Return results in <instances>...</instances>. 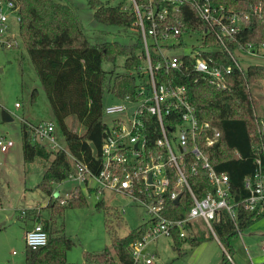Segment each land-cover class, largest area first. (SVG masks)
<instances>
[{"label": "trees", "instance_id": "16d2710c", "mask_svg": "<svg viewBox=\"0 0 264 264\" xmlns=\"http://www.w3.org/2000/svg\"><path fill=\"white\" fill-rule=\"evenodd\" d=\"M20 7V33L28 56L39 77L47 95L54 122L62 134L66 148L48 149L34 135L32 127L26 122L21 123L22 150L25 164L36 158L49 161L44 175L38 184L39 189L52 195L55 185L68 179L74 172V162L70 156L83 162L93 173H99L102 168L101 147L106 128L104 118L103 96L111 91L118 96L134 93L137 87V77L133 72H139L142 64L138 53L144 44L137 24L138 15L132 6L124 9L126 0L116 4L102 0H87L94 9V17L100 23L116 25L138 30V36L131 44L119 41L92 43L89 41L82 22L75 8L61 0H15ZM146 3L148 0H137ZM216 4H226L237 9H248L252 3L262 2L261 16H254L242 26L236 38L238 42H264V0H214ZM170 24L181 20L183 26L205 28V23L198 18L196 11L190 5H184L176 11L168 5ZM238 42H231V48ZM210 65H232L233 72L228 76V88L218 89L214 84L197 72L192 60L186 57L182 69H167L163 66L158 74L166 82L179 83L186 86L187 99L195 106L200 122L209 121L221 129L219 141L211 146L210 161L219 172L228 173L231 192L236 203L237 218L233 220L224 210L220 220L214 223L215 232L230 253L232 240L252 226L263 216L245 210L242 200L249 194L244 182L248 175H253L257 169V158L264 144V133L258 128L256 99L252 87L264 81V66L251 64L246 69L235 65L228 52L213 50L203 52ZM124 56L122 72L115 69L107 71L103 68L104 60H116ZM154 56V61H156ZM33 92L32 100H35ZM74 117L84 126L79 133L69 127L67 118ZM146 132L149 145L154 143L160 134L159 122L154 115H147ZM167 123V120L165 121ZM91 142L97 148L94 152ZM193 165L197 172H193ZM183 170L188 182L198 198L215 192V186L210 182L203 162L196 159L192 152L184 156ZM92 191V190H91ZM178 202L167 199L165 215L172 219L185 217L192 204L191 193L186 186L180 192ZM69 206L84 207L88 205L87 196L82 186H76L72 197L68 199ZM65 205V204H63ZM63 205H61L63 207ZM103 205L102 201L96 204ZM56 204H54V207ZM36 219L43 224L48 233V243L39 248L27 246L25 264H69L68 251L74 240L65 234H55L49 222L42 219L40 212L33 210ZM238 223V226L236 225ZM149 229V223L130 230L125 236H112L111 247H105L101 252L85 251V260L100 264H136L133 255L134 245L141 241ZM173 247L178 256L182 255V245L190 242L195 246L206 237H181L179 228L172 232ZM228 259L223 253L221 264Z\"/></svg>", "mask_w": 264, "mask_h": 264}, {"label": "built area", "instance_id": "2783aa9c", "mask_svg": "<svg viewBox=\"0 0 264 264\" xmlns=\"http://www.w3.org/2000/svg\"><path fill=\"white\" fill-rule=\"evenodd\" d=\"M168 5L176 11L184 5L192 6L198 18L205 23V28L183 26L181 20L170 24ZM130 6L138 15L137 24L144 44L143 50L138 53L142 61L140 71L133 72L137 77L136 90L125 96L108 91L115 101L104 104L106 128L101 147L102 168L95 174L70 154L76 170L69 178H76L81 183L90 182L95 196L110 190L127 195L145 206L150 215L146 221L149 229L143 239L134 245L133 255L136 264L140 260L142 264H155V255L144 252L149 238L172 237L174 228H179L181 237H187L191 226L194 234V226L202 220L218 239L214 223L220 220V213L226 210L233 220L237 218L229 175L225 171H217L210 161L208 149L219 141L222 134L220 127L209 121L200 122L195 106L187 99L186 86L166 82L158 72L163 66L167 69H182L186 57H189L194 69L204 79L218 89H226L233 66L210 65L203 52L216 49L228 52L241 70L246 68L240 63L236 52H240L239 56L263 60L255 64L264 66V42L243 43L236 38L248 20L261 16L263 6L262 2H257L248 9H237L216 4L214 0H148L146 3L129 0V4L125 3L123 8L126 10ZM20 22L17 2L0 0V50L10 49L23 42ZM184 37L194 39L190 50L182 56L169 55L168 49L185 45ZM231 42L238 44L231 48ZM19 105L16 102V106ZM149 114L156 116L160 126V134L152 145H149L146 132V117ZM257 116L258 128L263 134L264 118L258 112ZM28 124L46 147L65 149L57 141L54 121ZM13 145V140L0 136L1 151L6 152ZM188 152L203 162L208 178L215 186L214 193H208L203 198L194 194L183 170L184 156ZM192 171L197 172L196 165H193ZM244 185L249 191L242 200L244 209L264 216V144L257 158V169L253 175L246 176ZM184 186L191 193L190 209L182 219L169 218L165 215L166 201L169 198L175 200ZM61 202L65 203V200ZM48 238L43 224L38 222L26 232V246L39 249L48 243ZM222 247L233 261L230 253ZM261 250L264 255V243ZM250 261L251 264H264V261L254 262L251 256ZM233 264L237 263L233 261Z\"/></svg>", "mask_w": 264, "mask_h": 264}, {"label": "rangeland", "instance_id": "374dc122", "mask_svg": "<svg viewBox=\"0 0 264 264\" xmlns=\"http://www.w3.org/2000/svg\"><path fill=\"white\" fill-rule=\"evenodd\" d=\"M61 1L75 8L84 31L92 43L119 41L123 44H131L139 34L134 28L100 23L95 19L94 9L89 6L87 0ZM102 1L116 4L120 0ZM125 3L129 4V0ZM15 32L20 37L19 32L17 30ZM184 41V46L168 49V54L171 56L186 54L194 39L184 37ZM236 55L244 68L263 61L244 55L239 56L240 52H236ZM124 59V56H118L114 62L104 60L102 66L107 71L115 69L117 72H122L125 70ZM35 89L36 98L32 100ZM252 92L256 99L257 112L264 118V81L253 86ZM113 101H115L114 97L109 92H105L103 103L108 104ZM16 102L21 106L17 107ZM3 110L10 113L12 120L3 121ZM23 120L38 124L42 121H53L54 118L25 44L20 42L15 47L0 50V136H5L14 142L8 151L3 152L0 149V264H25L27 246L24 234L27 217L22 215V211L48 199V195L39 189L38 184L42 179L44 166H48L49 161L38 157L34 162L25 164L21 135ZM66 121L70 128L79 133L84 131V126L74 117L69 116ZM55 133L59 144L66 148L65 140L56 123ZM79 184L76 178H68L56 184L55 192L60 191L63 197L55 202V207L50 206L49 211L43 210L45 217L51 215V220H46L55 234H65L74 240L72 248L68 251L70 264H82L83 250L101 252L105 247H111L113 235L125 236L130 230L150 218L146 207L141 203L127 195L110 190H105L97 196L87 193L88 205L84 207L69 206L67 204L71 196L69 194ZM62 200H65V203H62ZM98 201L103 202L101 207L96 205ZM36 211L39 212V209L37 208ZM197 227L199 229L197 237L204 234L207 236L206 239L195 246L188 241L185 242L180 256L173 247L172 237L149 238L146 247L149 253L156 252V264H220L225 252L223 247L210 233L205 223H199ZM263 243L264 216L232 240L230 255L237 264H251L250 256L254 262H263L264 255L261 250ZM227 256L228 259L224 264H233L228 254ZM137 264H142V260Z\"/></svg>", "mask_w": 264, "mask_h": 264}, {"label": "crops", "instance_id": "0c3cea01", "mask_svg": "<svg viewBox=\"0 0 264 264\" xmlns=\"http://www.w3.org/2000/svg\"><path fill=\"white\" fill-rule=\"evenodd\" d=\"M21 105H19V106H17V107H20ZM32 124V123H31ZM42 159V158H41ZM44 160V159H43ZM35 161V160H34ZM33 161V162H34ZM48 162V161H47ZM44 166V165H43ZM46 168H47V166L45 165L44 166V172H45V170H46ZM44 172H43V175H44ZM43 177V176H42ZM80 183V185L82 186V189H83V191H84V193H85V195L87 196V193H89V195H96L95 194V192L93 193V190H92V188H91V184H90V182H83V183H81V182H79ZM59 184V183H58ZM76 188V187H75ZM92 190V191H91ZM56 191V187H55V190H54V193L52 194V195H48V199H46V200H43V202H39L38 204H36L34 207H32V208H30V209H25V210H23L22 211V215H24L25 217H27V221H26V224H27V227H26V229H25V234H24V236L26 235V232L29 230V229H31V228H33L34 227V225L36 224V223H38L37 222V219H36V215L34 214V211L33 210H36L37 208L39 209V212L41 213V215H42V219L44 220H46V219H48V220H51V215H49V217H45L44 215H43V210H47V211H49V208H50V206H52V207H54V204H56L55 202H57V200H59V199H61L63 196H62V193L60 192V191H57V193L55 192ZM73 191L74 190H72V192L69 194V196L73 193ZM56 193V194H55ZM68 196V197H69ZM51 201H52V203H51ZM87 201H88V198H87ZM201 224V223H203V221L202 220H200L199 222H197V224H196V226H194V228H195V231H194V234H193V225L191 226V228H190V231H189V236L190 237H193V236H197L198 235V231H199V229H198V224ZM208 235V234H207ZM205 236V235H204ZM167 237H170V236H167ZM199 237H202V234H200L199 235ZM205 237H207V236H205ZM217 239V238H216ZM218 240V239H217ZM218 242L220 243V241L218 240ZM220 245H221V243H220ZM222 246V245H221ZM182 250H183V245H182ZM85 251H90L89 249H85V250H83V252H82V254H83V262H82V264H88L89 262H87L86 260H85V257H84V252ZM92 252H95V251H92ZM144 252L147 254V255H155V257H156V252H148V247H146L145 249H144ZM70 260H68V263L70 264ZM89 264H91V263H89ZM100 264V263H99ZM155 264H156V259H155ZM220 264H221V262H220Z\"/></svg>", "mask_w": 264, "mask_h": 264}, {"label": "water", "instance_id": "95a60500", "mask_svg": "<svg viewBox=\"0 0 264 264\" xmlns=\"http://www.w3.org/2000/svg\"><path fill=\"white\" fill-rule=\"evenodd\" d=\"M2 119H3V121H9V120H12V116L10 115L9 112L3 110L2 111ZM91 146L93 147L94 152L97 153V148L95 147L93 142H91ZM179 198H180V195H178V197L175 199V201L178 202Z\"/></svg>", "mask_w": 264, "mask_h": 264}]
</instances>
